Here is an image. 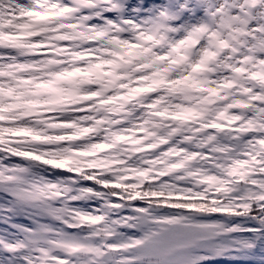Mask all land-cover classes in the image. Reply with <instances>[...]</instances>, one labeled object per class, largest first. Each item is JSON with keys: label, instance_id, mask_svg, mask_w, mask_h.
I'll return each instance as SVG.
<instances>
[{"label": "snow or ice", "instance_id": "6c2138e0", "mask_svg": "<svg viewBox=\"0 0 264 264\" xmlns=\"http://www.w3.org/2000/svg\"><path fill=\"white\" fill-rule=\"evenodd\" d=\"M215 261L264 264V0H0V264Z\"/></svg>", "mask_w": 264, "mask_h": 264}, {"label": "rangeland", "instance_id": "374dc122", "mask_svg": "<svg viewBox=\"0 0 264 264\" xmlns=\"http://www.w3.org/2000/svg\"><path fill=\"white\" fill-rule=\"evenodd\" d=\"M212 264H230V262H228V261H215V262H212Z\"/></svg>", "mask_w": 264, "mask_h": 264}, {"label": "trees", "instance_id": "16d2710c", "mask_svg": "<svg viewBox=\"0 0 264 264\" xmlns=\"http://www.w3.org/2000/svg\"><path fill=\"white\" fill-rule=\"evenodd\" d=\"M129 179H131L132 178V176H131V174L129 175V177H128Z\"/></svg>", "mask_w": 264, "mask_h": 264}]
</instances>
